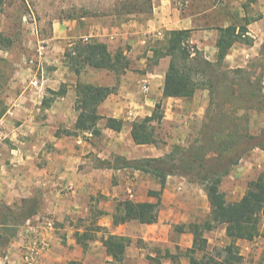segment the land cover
<instances>
[{"label":"crops","instance_id":"1","mask_svg":"<svg viewBox=\"0 0 264 264\" xmlns=\"http://www.w3.org/2000/svg\"><path fill=\"white\" fill-rule=\"evenodd\" d=\"M237 1L234 8L240 10L242 22L238 23L226 14L229 25L223 28L235 25L239 34V28L245 26L247 31L241 38L249 42H236L230 50L233 53L239 52L235 50L238 44L240 51H248L253 56L264 55V0ZM167 2L163 1L162 6L154 8L155 15L148 21L146 28L141 23L140 31L134 32L135 29L129 25L130 33L141 34L140 39L143 42L145 34L168 26L172 30H191L192 39L197 32H202L193 30L194 27L189 23L192 17L185 20L178 18V22L184 25L179 27V23L175 22L177 18L174 17L173 3L171 7ZM201 6L203 8L202 2ZM223 6L225 8L226 5ZM160 9L163 11L159 14ZM107 29L101 34L96 27H90V34L81 38L85 42H89L90 38H98L105 44L116 43L125 31L115 33ZM206 31L205 33L216 31L214 50L210 53L212 56L218 51L220 33L219 29L213 28ZM66 37L67 33L61 32L51 40L57 41ZM201 45L203 47L198 49L204 51L205 58L209 61L210 44L203 40ZM44 59L49 58L46 56ZM169 60L153 59L147 64L148 60L140 58L132 63L130 70L121 75L118 81L114 79L112 72L95 69L105 79L94 84L114 89L98 108V114L102 117L98 123L100 135L90 132L65 134V131L73 130L79 117L76 86L78 82H82L83 73L80 76L75 75L65 62V66L56 64V67L50 69L42 66L41 76L37 77L39 87H31V83L16 98L10 110L0 118V203L10 207L21 206L23 201L36 204L35 215L19 228L16 238L6 248L5 255L0 257V264H25L23 246L31 225L42 228L51 245L38 264H68L70 261L83 264H149L147 259H156L157 255L149 253L147 246L142 248L139 245L140 239L145 244H164V253L168 249L176 254L178 249L185 252L192 247L194 236L189 229L177 233L174 228L178 224L188 227L189 224L206 217L210 213V203L206 191L197 182L181 175H168L157 223L143 225L131 221L114 225V215L120 202H155L156 199L149 196V191L161 189L159 178L152 169L143 171L135 165L164 157L171 151L170 147H158L157 144L137 145L131 134L133 122L150 116L156 104L162 102L167 113H172V123H179L181 115L188 111L185 109L184 99L163 97ZM144 68L146 71L143 73L135 70ZM144 87H147L146 92ZM62 89V95L51 94ZM199 99V102L204 101V106L198 108L202 112L206 110L207 91L201 94L197 92L189 103L192 105L191 113L197 109ZM108 118L121 120L122 130L107 128ZM164 119L168 120L166 117ZM258 152L262 150L255 149L252 156H261ZM251 164L260 169L259 174L264 170V163L255 161ZM239 170H242L241 173L232 171L230 178L236 180L244 176L247 179V175L243 173L245 167L242 166ZM68 187L71 188L70 192L67 191ZM48 223L53 225L49 230L45 228ZM90 226L91 229L97 226L100 231L93 232V239L87 241L84 249L77 243L75 235L90 233ZM260 232L261 235L253 241L237 242L244 250L240 252L243 260L246 261L247 256L255 262L259 258L253 257L255 253L259 255L264 252V229H260ZM108 235L131 239L121 263H114L106 253L101 239ZM170 236L171 239L173 237L172 241ZM161 260L162 264H190V259L185 256L174 262L168 258Z\"/></svg>","mask_w":264,"mask_h":264},{"label":"rangeland","instance_id":"2","mask_svg":"<svg viewBox=\"0 0 264 264\" xmlns=\"http://www.w3.org/2000/svg\"><path fill=\"white\" fill-rule=\"evenodd\" d=\"M163 1H168L167 3L171 7L173 3L174 17L177 18L175 22L179 23V27L184 26L178 22L179 20L192 17L189 23L194 27L193 30L202 32H197L193 39V34L191 35L190 45L197 47V49L198 47L202 48L201 41L204 40L207 44H210L211 49L208 50L210 56V53L214 50L216 31L215 33H205V31L212 28L220 29L229 25V22H227L229 18H226V14L238 23L241 21L240 10L234 8L237 0H4V4L0 8V34L7 38L10 43L8 42L9 45L0 51V112L5 109L6 114L10 110L22 91L29 88V85L38 76H41L42 66H47V69L56 67V64L65 66V53L78 40L88 43L81 36L89 35L90 27H96L97 32L101 34L106 32L104 29L107 28V31H115V33L125 30L123 37L118 39V42L107 44L109 50L113 54L122 51L129 59V70L132 63L140 60V58L148 60V64L150 60L155 59L151 50L164 51L168 41V33L172 31V27L168 26L145 34L143 42L140 39L141 34L130 33V27L132 26V29H135L134 32L140 29L141 23L146 28L148 21L155 15L154 8L162 6ZM240 2V0L237 1V3ZM223 5H226L225 8H223ZM162 11L163 9H160L159 14ZM171 12L170 9L172 17ZM54 24H56V28H54ZM148 29H150V26ZM61 32L67 33V37L57 41L51 40L55 35L58 34L59 36ZM94 40L99 39L90 38L89 42ZM247 41V39H240L239 42ZM238 47L240 46L237 44L235 50L239 52L233 53L230 50L223 61L218 59L217 51L210 57L209 65L203 63V60L206 59L204 51L199 50L200 54H198L197 60L194 59L196 56L191 58V61L200 68V71L195 73L194 80L206 88L197 92L201 94L203 91H207V108L203 112L198 108L204 106V101L199 102L201 100L199 99L196 104L197 109L191 113L192 105L189 103L192 102V98L184 99L185 109L188 111L181 115V118L179 117V123H172V113H167L164 105H162L163 120L160 124L155 125L158 139L157 146L170 147L171 151L164 157L158 158L162 160L159 163L153 162L151 165H146L144 162H140V165H146L145 167L150 169L159 167L160 171L164 173L172 171L173 158L181 157L184 152L201 151V148L207 147L210 134L214 132V123L218 122L217 118H219V123L225 130L220 137L221 139L226 138L225 133L229 130L234 131L235 129L241 134L260 135L262 133L264 129V55L253 56L248 54V51H240ZM190 51L193 53L192 48H190ZM46 56H48V60L44 59ZM135 70L143 73L146 68ZM81 73H83V83L89 82L97 85L94 83L105 79L104 75L101 74L100 76L92 68L84 67ZM112 75L115 76L114 79L117 81L121 76L113 72ZM211 84L215 85V90L213 88V92L215 91V104H212L211 98L213 97L207 89L210 88ZM31 87H34L33 84ZM225 87L234 90L235 96L242 100V105L225 104L220 106L222 102L230 100L227 96L222 95ZM216 93L218 97L215 95ZM250 93H255L257 97H251ZM165 117L168 120H165ZM253 151L247 152L238 164L232 167L230 173L222 182L221 190L225 192L228 202L240 200L246 193L248 184L255 181L253 179L257 176H264V170L259 174L260 169L251 164L255 161L263 164L264 152H258L261 156L253 157ZM211 153L209 152L208 156H212ZM242 166L245 167L243 173L248 178L246 179L244 176L236 180L230 178L232 171L241 173L242 170L239 169ZM197 183L205 191L204 186L200 185L199 182ZM209 215L210 213L195 223L206 221ZM259 227L264 229V216L261 218ZM92 228L90 226L91 235H94L93 232L95 231H100L97 226ZM181 228L185 230L188 227L187 225L178 224L174 231L178 233ZM205 236L209 241L210 252L214 247H223L231 242L226 234L225 225L216 226L211 232L205 233ZM169 239L172 241L173 237L171 239L170 236ZM139 245L142 248L147 246L146 250L149 253L156 254L157 259L162 262L161 259L165 250L164 244H145L140 239ZM239 249L240 252L243 250L241 246H239ZM175 251L176 249H174ZM183 252L179 250V253ZM253 257L259 258L253 262L254 259L251 260L246 256V261H242L243 264H263L264 252H260L259 255L255 253ZM147 260L149 264H158L157 260Z\"/></svg>","mask_w":264,"mask_h":264},{"label":"trees","instance_id":"3","mask_svg":"<svg viewBox=\"0 0 264 264\" xmlns=\"http://www.w3.org/2000/svg\"><path fill=\"white\" fill-rule=\"evenodd\" d=\"M3 4L4 0H0V8ZM219 31L218 59L223 61L234 44L242 39L241 35L247 29L245 26H241L238 34V28L235 25H230L220 28ZM191 35V30L169 31L164 51L151 50L155 59H170L163 89L164 98L190 99L195 96L198 90L206 89L194 80V75L200 71V68L191 61V58L196 56L194 59L197 60L200 51L197 47L190 45ZM8 42L10 43L7 38L0 34V51L9 45ZM190 48L193 49V53ZM65 63L69 70L77 76H80L84 67L107 70L117 75L125 74L130 67L129 59L122 51L113 54L107 44L99 40L88 43H84L82 40L74 42L72 48L65 53ZM203 63L204 65L210 64L207 59H204ZM214 87L215 85L211 84L210 88H207L213 97L211 98L212 104L215 101ZM113 92L114 89L110 87L78 82L76 86L77 110L80 113L73 130H67L65 134L78 135L79 133L90 132L93 135H100L98 123L102 117L98 114V108ZM63 93V89L59 92H51L55 96ZM215 95L218 97L217 93ZM222 95L227 96L230 100L222 102L220 106L225 104L242 105V100L235 96L232 88L225 87ZM250 95L253 98L257 97L255 93H250ZM4 114L5 109L0 112V118ZM217 119L218 122L214 123V132L210 134L207 147L201 148V151L206 152L192 150L182 153L181 157L172 159V171L167 173L161 172L159 167L152 169L161 184L159 191H149V196L155 198V202L125 200L117 205L114 215L115 226L131 221H137L143 225H152L158 222L161 197L168 175H181L204 186L210 203L209 218L202 223L189 224V232L194 236L191 248L183 253H179L178 249L176 254L166 250L162 258H168L173 262L181 256H185L190 259V264H242L243 258L237 242L240 240L253 241L261 235L259 226L261 218L264 216V176L261 175L257 180L251 181L243 197L235 202L227 201L225 192L221 190V185L232 167L237 165L247 152L255 149L264 152V129L260 135L241 134L236 131L237 129L229 130L225 133L226 138L221 139L220 137L225 130L219 123V118ZM162 120V103H158L150 117L133 122L131 134L134 142L137 145L158 144L155 125L160 124ZM106 126L112 130L121 131L123 122L108 118ZM209 152H212V156H208ZM161 161V159H151L144 163L151 165L153 162L159 163ZM135 166L143 171L148 170L144 165L136 164ZM35 213L36 204L31 201H23L21 206L16 207L0 203V257L5 255L6 248L16 238L19 228L33 218ZM218 225L226 226V234L231 242L223 247H214L210 252L209 241L205 233L211 232ZM179 231H183V228ZM75 238L77 243L85 249L87 241L93 239V235L89 232L76 233ZM101 241L107 255L112 258L114 263H121L124 260L126 249L131 243L130 238L119 235H108L103 237ZM153 259L157 260L158 264H162L157 257ZM68 264L83 263L70 261Z\"/></svg>","mask_w":264,"mask_h":264},{"label":"built area","instance_id":"4","mask_svg":"<svg viewBox=\"0 0 264 264\" xmlns=\"http://www.w3.org/2000/svg\"><path fill=\"white\" fill-rule=\"evenodd\" d=\"M34 87H39L40 82L39 79L36 78L32 82ZM144 92L147 91V87L143 88ZM67 191L70 192L71 188L68 187ZM53 225L48 223L45 228L47 230L51 229ZM42 228L35 227L33 225L30 226L29 230H27L28 238L23 246V259L25 264H38L41 257L50 250V242L42 232Z\"/></svg>","mask_w":264,"mask_h":264}]
</instances>
